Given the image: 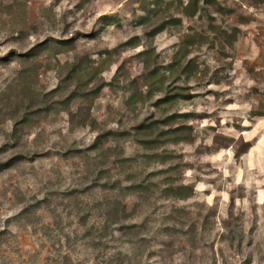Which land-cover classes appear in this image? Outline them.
Masks as SVG:
<instances>
[{"label":"rangeland","instance_id":"rangeland-1","mask_svg":"<svg viewBox=\"0 0 264 264\" xmlns=\"http://www.w3.org/2000/svg\"><path fill=\"white\" fill-rule=\"evenodd\" d=\"M135 1L0 0V264H264V0Z\"/></svg>","mask_w":264,"mask_h":264},{"label":"trees","instance_id":"trees-1","mask_svg":"<svg viewBox=\"0 0 264 264\" xmlns=\"http://www.w3.org/2000/svg\"><path fill=\"white\" fill-rule=\"evenodd\" d=\"M89 1V0H88ZM201 1H204L207 5L210 6H214L216 11H222L223 9V5L218 1V0H177V2H175L174 0H136L135 2L138 3V10L141 12L140 14H138L137 16V21L136 24L137 25H150L151 28L149 29V31L147 32L149 36H154L157 33L163 31L166 27H168L169 25H176V24H180L181 20L180 17L177 15H174L173 12L175 11V9H177L176 11L179 13H183L185 14L187 17H192L194 16L200 7V3ZM103 19L106 21V24H111L112 20H113V16L109 15V16H103ZM188 67V61L185 62V64L182 67V70H186ZM76 70L73 69L74 73ZM94 90H90V93H93ZM78 93H80V95H87V93L84 90L78 92V91H73L70 92L65 98H64V103L65 102H69V100L73 99L74 97H76V95H78ZM172 96L169 95H165L162 100H167L170 99ZM187 97V96H186ZM73 116V115H72ZM181 116H185L184 114H180L178 115V117ZM175 117H177L176 115H169L166 116L163 119L160 120H154L153 122L148 123V124H144L141 123L139 124L135 130L136 131H146L149 129H152V127L158 128L159 129V133L158 134H162V133H175L178 135V132L180 130H182V127H177V128H170V127H166V125H168V123H171L172 121H174ZM86 124V119H83L80 121V125H85ZM103 136V134H98L97 136V140L96 141H100V138ZM149 136L147 138L144 139V143L146 144V146L151 143V141L153 140H148ZM178 139H183V138H178ZM155 141V140H154ZM114 187H116V189L118 188L119 190H128V191H132L135 188L141 187L135 184L129 185V186H125L123 188V186H121L120 184H118L117 182H115ZM113 187V188H114ZM172 192L175 193V195L179 196V197H184V196H189L191 194V192H193V188L186 186V185H181L178 187H170V189ZM186 190H189V192H185ZM169 193V192H168ZM108 216H112V218L114 217V214H112L111 210H107L106 211ZM114 213V211H113ZM133 226V225H131ZM121 226H119L118 229ZM70 257L69 255H66L64 257L63 262H61L60 264H71L70 263ZM59 264V263H57Z\"/></svg>","mask_w":264,"mask_h":264}]
</instances>
